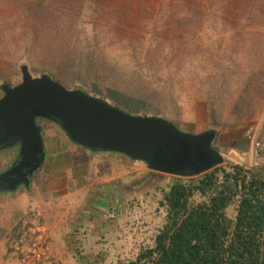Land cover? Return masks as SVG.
<instances>
[{"label": "rangeland", "instance_id": "1", "mask_svg": "<svg viewBox=\"0 0 264 264\" xmlns=\"http://www.w3.org/2000/svg\"><path fill=\"white\" fill-rule=\"evenodd\" d=\"M21 1L28 3L0 0V25L8 30L6 35L10 33L0 43V88L6 81L18 85L26 67L33 78L47 76L69 91L82 92L124 112L107 88L150 102L151 113L138 117L162 119L181 133L194 136L212 129V107L220 134L232 129L238 136V146L228 144L221 150L225 161L243 166L255 176L254 171L264 169V156L252 160L244 135L247 127L264 116V0H252L247 6L239 0L236 4L230 0H202L204 15L191 19L195 22L192 26L177 27L176 19L172 21L164 47V52L170 54L166 61L161 55L155 57L158 54L152 50L146 53L142 44L152 42L146 40L154 38V30L159 33L157 40L165 37L158 27L157 14L167 8L171 16L183 15L181 10L176 11L184 5L182 0H79L81 5L78 1L71 12H78L74 13L77 25L72 36L64 29L69 18L60 28L46 30L28 11L37 0ZM178 34L182 43L175 40ZM90 75L103 95L97 96L89 87ZM246 83L250 85L251 104L244 119L238 121L232 114L233 107ZM205 121L206 126H202ZM37 125L45 130L46 138L63 136L56 125L41 120ZM10 141H15V136ZM231 151L235 153L229 154ZM12 153L15 151L9 149L0 154L4 160H14L16 153ZM112 158L111 168L115 171L118 165L116 157ZM6 163L1 172L12 162ZM98 167V177L91 183L101 182L106 173ZM147 167L144 161L129 160L127 168L122 167L127 175L108 182L114 187L112 196L104 193L101 199L100 195H92L88 216L95 223L92 231L97 233H93L97 241L81 242L79 261L127 264L142 247L152 245L165 218L162 211L158 212L157 188L171 185L175 177L160 174L153 181L150 177L143 180L150 174ZM104 185L96 183L95 188L100 192L105 190ZM233 214L231 211L230 216ZM110 227L114 230L111 233ZM87 235L93 239L90 233ZM98 247L104 253L98 251L91 256L88 249Z\"/></svg>", "mask_w": 264, "mask_h": 264}, {"label": "trees", "instance_id": "2", "mask_svg": "<svg viewBox=\"0 0 264 264\" xmlns=\"http://www.w3.org/2000/svg\"><path fill=\"white\" fill-rule=\"evenodd\" d=\"M16 1L22 5L28 3ZM47 1L48 3L37 0V4L32 5L28 11L39 24L51 31L63 26V22L69 18L64 29L72 36L78 12H71L79 0ZM237 1L230 0L229 3L236 4ZM239 1L247 6L252 0ZM182 2L184 5L176 8V11L181 10L183 15H178L177 18L175 13L172 17L167 8L157 14L158 27L161 32L164 31L165 37L157 40L159 33L154 30L151 36L154 38L146 40L152 42L149 45L147 42L142 44L146 53H151L152 50V53L158 54L155 57L161 55L162 61H166L170 54L164 52V47L166 41H169L167 33L172 21L176 19L174 24L177 27H182L183 24L192 26L195 22L191 19L204 15L202 0ZM4 27L0 25L1 44L10 36V33L6 35L8 30ZM181 39L180 34L175 37L178 43H182ZM136 60L138 62L139 58ZM90 81L89 87L98 93L97 96L103 95L99 83L91 75ZM4 85L12 86L7 81ZM249 87V83H246L239 101L233 107L232 114L238 121L244 119L250 108L252 96ZM107 92L130 116L151 113L150 107L153 105L150 102L127 97L109 88ZM210 110V127L215 133L213 149L221 154L217 147L220 136L216 128L217 114L214 116L212 107ZM174 179L171 185L157 188L158 212L162 211L165 217L163 226L152 239V245L142 247L135 259L127 264H264V178L255 176L243 166L224 161L196 177ZM231 211L234 212L233 217L230 216Z\"/></svg>", "mask_w": 264, "mask_h": 264}, {"label": "water", "instance_id": "3", "mask_svg": "<svg viewBox=\"0 0 264 264\" xmlns=\"http://www.w3.org/2000/svg\"><path fill=\"white\" fill-rule=\"evenodd\" d=\"M22 70V85L12 90L8 85L0 88L5 94L0 100V152L21 142L17 168L22 172L13 179L8 171L0 176V183L24 178L28 184L44 164L46 154L41 129L36 124L38 118L59 124L72 142L85 149L144 161L150 170L161 174L196 177L225 161L213 149V131L198 136L184 134L162 119L130 116L100 99L70 92L47 76L32 83L28 68ZM31 89L41 92H27ZM11 136L15 141L7 142ZM17 186L2 184L0 190Z\"/></svg>", "mask_w": 264, "mask_h": 264}, {"label": "crops", "instance_id": "4", "mask_svg": "<svg viewBox=\"0 0 264 264\" xmlns=\"http://www.w3.org/2000/svg\"><path fill=\"white\" fill-rule=\"evenodd\" d=\"M200 115L203 117V111ZM202 126H206V121ZM231 130L220 134L217 143L220 151L228 144L238 146L235 142L238 136ZM248 145L245 147L249 149L252 160H256L249 142ZM45 151L43 166L33 174L28 184L18 185L9 191L0 190V264H21L23 252L35 238L31 231L38 226L49 246L46 261L39 264H84L77 259V256H82L79 249L81 242L97 241L94 236L97 233L92 231L95 223L88 216L89 200L93 199L92 195H100L98 197L101 199L106 193L112 196L114 187L108 182L114 177L122 178L127 175L126 169L122 168L123 165L126 168L129 165L126 157L88 152L73 146L63 136L45 138ZM232 153L235 152L231 151L229 154ZM113 156L118 165L115 171L111 168ZM3 157L0 154V173L7 164L6 161L9 164L15 160H4ZM99 165L106 172L101 182L96 180V183H105V190L100 192L95 188L96 183H91L98 177ZM254 173L257 177L264 178V169ZM102 223L105 224L106 220H102ZM111 231L114 230L110 227L109 233ZM88 250L91 251V256L98 251L104 253L99 247Z\"/></svg>", "mask_w": 264, "mask_h": 264}, {"label": "built area", "instance_id": "5", "mask_svg": "<svg viewBox=\"0 0 264 264\" xmlns=\"http://www.w3.org/2000/svg\"><path fill=\"white\" fill-rule=\"evenodd\" d=\"M244 135L251 144L253 157L259 159L264 156V116L256 124L247 127ZM42 233L40 226L31 231L35 238L23 252L21 264H39L46 261L49 246Z\"/></svg>", "mask_w": 264, "mask_h": 264}, {"label": "flooded vegetation", "instance_id": "6", "mask_svg": "<svg viewBox=\"0 0 264 264\" xmlns=\"http://www.w3.org/2000/svg\"><path fill=\"white\" fill-rule=\"evenodd\" d=\"M42 77V76H41ZM41 77H36V78H33V77H31L32 78V83L34 82V81H36V80H38V79H40ZM52 81H54V82H56L55 80H52ZM23 84V78H22V81L18 84V85H15V86H10V85H8V89H15V88H17V87H19L20 85H22ZM3 86V85H2ZM65 88V87H64ZM66 89V88H65ZM67 90V89H66ZM46 90H43L42 92H45ZM69 91V90H68ZM1 92H2V97L0 98V100L5 96V94H4V92L1 90ZM27 92H41V89H31V91H27ZM70 92H72V91H70ZM37 120H41V121H44L45 123H49V124H53V125H56L59 129H60V132L63 134V137L70 143V144H72L73 146H76V147H78V148H81V149H83V150H85V151H88V152H95V151H90V150H88V149H85L84 147H82V146H79V145H77V144H75L74 142H72L71 140H70V138H69V136L63 131V129L61 128V126L59 125V124H57V123H55V122H53V121H50V120H47V119H43V118H38V119H36V124H37ZM38 126V125H37ZM40 129H41V135H42V137H43V141H44V150H45V130L42 128V127H40V126H38ZM21 148H22V145H21V142H17L16 143V145H15V147L13 148V150L15 151V153H16V158H15V160H14V162L5 170V171H3L2 173H0V176L1 175H4L5 173H8V171H11L12 172V175H11V177L13 178V179H16L17 177H18V174H20L21 172H22V170H20V168H17V165H18V159H19V155H20V152H21ZM5 151H7V150H5ZM2 152H4V151H2ZM98 153H109V152H103V151H101V152H98ZM45 154H46V151H45ZM110 154H117V155H121V156H123V157H126L128 160H131V161H133L131 158H129V157H127V156H125V155H122V154H118V153H110ZM45 158H46V156H45ZM45 162V161H44ZM43 166V165H42ZM19 167V166H18ZM148 168V167H147ZM148 170L150 171V174L148 175V176H146L143 180H146L147 178H149V180L150 181H153L154 180V178H155V176L156 175H160L161 173H158V172H155V171H152V170H150L149 168H148ZM163 175H166V174H163ZM173 177H175V176H173ZM176 178V177H175ZM143 180H142V182H143ZM2 184H4V187H7V186H10V185H25V184H27V181L25 182V180H24V178H20L18 181H16L15 183H13L12 181H8V182H6V183H0V186L2 185ZM0 189H1V187H0ZM127 192H130V190L127 188Z\"/></svg>", "mask_w": 264, "mask_h": 264}]
</instances>
